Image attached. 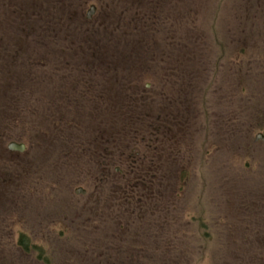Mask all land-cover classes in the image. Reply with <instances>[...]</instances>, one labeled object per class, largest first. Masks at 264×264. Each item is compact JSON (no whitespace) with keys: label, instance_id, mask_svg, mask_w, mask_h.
Masks as SVG:
<instances>
[{"label":"rangeland","instance_id":"374dc122","mask_svg":"<svg viewBox=\"0 0 264 264\" xmlns=\"http://www.w3.org/2000/svg\"><path fill=\"white\" fill-rule=\"evenodd\" d=\"M258 133L264 0H0V264H264Z\"/></svg>","mask_w":264,"mask_h":264},{"label":"trees","instance_id":"16d2710c","mask_svg":"<svg viewBox=\"0 0 264 264\" xmlns=\"http://www.w3.org/2000/svg\"><path fill=\"white\" fill-rule=\"evenodd\" d=\"M18 245L19 247H21V249L24 251V252H30V250H36L39 252V256L42 254V250L40 248H38L37 246H34L32 244H30L27 236L23 235V234H20V236L18 237Z\"/></svg>","mask_w":264,"mask_h":264},{"label":"water","instance_id":"95a60500","mask_svg":"<svg viewBox=\"0 0 264 264\" xmlns=\"http://www.w3.org/2000/svg\"><path fill=\"white\" fill-rule=\"evenodd\" d=\"M94 9V7H91V9L89 10V12L87 13V17H89L90 16V14H91V11ZM257 138H261V139H263V137L261 136V135H258L257 136ZM9 149L10 150H16V151H22L23 149H24V146L23 145H21V144H16V143H11V144H9ZM80 192V190H77L76 191V193H79Z\"/></svg>","mask_w":264,"mask_h":264},{"label":"flooded vegetation","instance_id":"af4514ba","mask_svg":"<svg viewBox=\"0 0 264 264\" xmlns=\"http://www.w3.org/2000/svg\"><path fill=\"white\" fill-rule=\"evenodd\" d=\"M91 7H93V6H91ZM26 111L29 112V110H27V109H26ZM158 129H159V128H158ZM258 135H261V136L263 137V139H261V138H257ZM259 139L263 142V141H264V135L258 133V134L255 136L254 141L257 142V141H259ZM11 143H14V142H11ZM11 143H10V144H11ZM18 145H19V144H18ZM21 145L24 146V149H23L22 151H16V150H12V151H16V152H19V153H23V152L25 151V145H24V144H21ZM8 146H9V145H8ZM9 150H10V149H9ZM77 190H80L79 193L82 194V195L85 193V191H84L83 189H76V191H77Z\"/></svg>","mask_w":264,"mask_h":264}]
</instances>
